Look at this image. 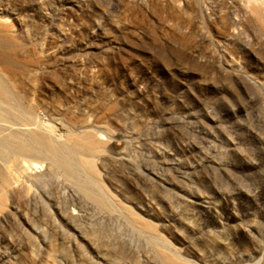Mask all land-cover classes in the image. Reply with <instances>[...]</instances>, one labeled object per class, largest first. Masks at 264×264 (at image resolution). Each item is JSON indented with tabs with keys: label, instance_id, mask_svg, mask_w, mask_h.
I'll use <instances>...</instances> for the list:
<instances>
[{
	"label": "rangeland",
	"instance_id": "374dc122",
	"mask_svg": "<svg viewBox=\"0 0 264 264\" xmlns=\"http://www.w3.org/2000/svg\"><path fill=\"white\" fill-rule=\"evenodd\" d=\"M0 20V140L64 145L0 152V264H264V0H0Z\"/></svg>",
	"mask_w": 264,
	"mask_h": 264
},
{
	"label": "bare ground",
	"instance_id": "6f19581e",
	"mask_svg": "<svg viewBox=\"0 0 264 264\" xmlns=\"http://www.w3.org/2000/svg\"><path fill=\"white\" fill-rule=\"evenodd\" d=\"M10 31H11V29L9 27H1L0 26V49L3 47L2 46L3 44H4V46L7 45L10 48V44H11L10 43V35H11ZM9 50H11V49H9ZM0 93L3 95H8V90H6L4 88V86L1 82H0ZM59 127H60V125H59ZM40 128L42 130V133L46 134L47 136H52V137H55L58 139H62L63 136H66L64 132H60V133L56 132L54 130L53 126L47 122H44ZM99 137L102 138L101 135ZM67 146L69 148V145H67ZM0 152H3L8 156L12 155V154H14V155L28 154L31 152H35L33 154L43 153V154H46L48 156H51L53 162L58 164L62 160V153L64 152V145L63 144H57L55 142H51V141L47 140L45 137H39V136H36L35 134H33L32 132H29L26 136H10L8 138L1 139L0 140ZM68 156H69V158H72V156H70V155H68ZM66 161L69 163L71 160L66 158ZM22 169H24V168H22ZM71 169H72V173H76L75 167H71ZM27 172L28 171L23 172V173L27 174ZM77 183H79L80 185L85 187V189L87 190V193L89 195L98 198L99 194L88 188L87 185L89 183V180L87 177L77 176Z\"/></svg>",
	"mask_w": 264,
	"mask_h": 264
}]
</instances>
